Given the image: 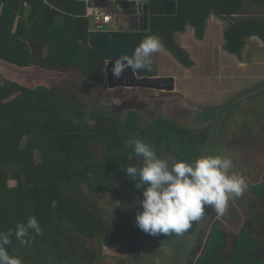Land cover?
I'll list each match as a JSON object with an SVG mask.
<instances>
[{"label": "trees", "instance_id": "1", "mask_svg": "<svg viewBox=\"0 0 264 264\" xmlns=\"http://www.w3.org/2000/svg\"><path fill=\"white\" fill-rule=\"evenodd\" d=\"M4 2L0 15V232L14 230L30 216L43 229L28 244L13 236L7 250L23 264L121 263L122 258L110 261L104 245L126 237L124 224L83 197L84 191L101 194L120 182L143 191L123 169L143 165L134 156V142L152 144L158 157L168 150L189 161L195 154V139L190 135L194 128L165 118L147 125L117 122L90 113L73 93L57 84L53 72L75 66L82 48L88 51L87 67L81 70L86 79L98 87L106 83L105 56L82 44L91 36L84 1ZM258 4L264 7V0H148L147 29L110 32L125 42L134 40L138 46L145 37L155 35L179 62L190 67L194 61L177 42V32L192 26L196 38L202 40L211 15L227 18L224 48L241 55L247 38L258 36L264 41V19L242 16ZM21 6H32L28 17L25 10L19 16ZM118 6L124 14L141 13L136 2L119 0ZM137 73L155 76V60L152 72ZM252 188L262 193L264 201V180ZM219 232L215 230V240L208 243V252L198 264H226L224 234ZM245 236L259 242L247 229L241 231L231 246L228 264H264V246L254 247L245 242Z\"/></svg>", "mask_w": 264, "mask_h": 264}, {"label": "rangeland", "instance_id": "2", "mask_svg": "<svg viewBox=\"0 0 264 264\" xmlns=\"http://www.w3.org/2000/svg\"><path fill=\"white\" fill-rule=\"evenodd\" d=\"M242 16L264 19V7L254 5ZM121 18L118 15L116 19L119 24ZM90 23L92 26V20ZM201 44L198 51L201 62L204 61L202 67H208V74L212 77L197 82L189 79V85L176 81L175 90L109 88L106 83L101 87L95 86L81 71L87 67V59L83 54L75 66L59 68L53 73L57 84L73 93L74 98L85 105L90 113L95 112L117 122L139 121L147 125L163 118L178 121L181 126L194 128L190 135L194 132L193 136L198 144L206 140V132L216 125L208 154L231 157L234 162L233 171L245 177L250 189V185L260 183L264 175V41L249 37L241 55L229 52V56L223 54V50H226L219 44ZM206 48L211 52L208 62ZM159 158L168 160L170 165L182 161L171 152ZM11 183L15 184L16 181L12 180ZM251 191L247 194L250 195L249 198L244 193L242 197L231 201L223 217L217 218L213 211L206 209L205 215L194 222L188 248H185L176 264H193L200 255L197 248L206 241L214 223L219 224L218 220L222 222L221 227L229 237L227 245L223 247L227 257L226 264L234 243L232 239L244 227L259 240L256 243L245 236V242L248 241L254 247H259V243L264 246V219L260 218L264 214V201ZM82 196L95 201L113 214L115 220L124 224V240L116 245L105 244L104 253L111 257V262L122 258L120 264L171 263L175 253L173 247L167 245L168 235H150L136 225V215L142 211L138 201L143 199V195L131 190L128 184L120 182L113 192L94 194L85 190ZM243 198H246V204L243 203ZM218 229L221 230L220 227ZM218 229L216 233L220 235ZM196 245L195 252L192 248Z\"/></svg>", "mask_w": 264, "mask_h": 264}, {"label": "clouds", "instance_id": "3", "mask_svg": "<svg viewBox=\"0 0 264 264\" xmlns=\"http://www.w3.org/2000/svg\"><path fill=\"white\" fill-rule=\"evenodd\" d=\"M161 48L159 37H145L131 57L125 53L114 62L112 75L119 79L129 67L134 74L152 72L154 54ZM133 151L135 157L143 160V165L123 169L136 181V188L143 189V199L138 201L142 211L137 213L135 222L139 229L150 235H183L193 222L205 215L206 209L213 211L217 218L223 217L230 202L242 197L248 189L245 177L233 171L231 157L203 155L191 163L176 161L170 165L168 160L157 156L150 143L136 140ZM128 159H133V155ZM56 203L53 201L52 206ZM42 234L43 229L35 216L28 217L26 223L17 224L14 230L0 232V264H23L7 250L13 236L21 244H28Z\"/></svg>", "mask_w": 264, "mask_h": 264}, {"label": "crops", "instance_id": "4", "mask_svg": "<svg viewBox=\"0 0 264 264\" xmlns=\"http://www.w3.org/2000/svg\"><path fill=\"white\" fill-rule=\"evenodd\" d=\"M126 1L136 2V6L141 9V13L137 15L124 14L118 6L117 14L119 15V17L120 16L122 17L121 18L122 21L120 22V25L122 26L121 28H119V30L120 29L121 30L146 29L145 22L143 19H145V17H148L147 10H146V5H147L148 0H126ZM4 5H5L4 0H0V15L2 13ZM260 5L261 4H258V6ZM20 10L21 12H19V16L25 10L24 14L25 16L28 17L33 9H32V6H25V9H24V6H21ZM89 19L90 21L92 20L91 18ZM226 19L227 18H222L217 15H211L208 19L205 40H199L196 38L195 31L192 26H188L185 32H177L175 35L177 42L189 52L191 59L194 61V65L190 67L183 65L181 62H179L175 58V56L166 47L162 45L161 50L158 53L154 54V57H153L157 64V74L156 75H168V76L173 75L176 81H180L184 85H189L188 83L189 79L190 80L195 79L197 82V81H202V79L207 80L208 77H212V75L210 76L208 74L209 68L207 67V69H203L202 67V63H204V61L201 62L199 51H198V46L202 45L201 42H207V43L219 44L222 49H225L223 48L226 42L224 31L226 29V26L229 25V22H228L229 19L228 20ZM148 27H149V19H148ZM15 28H16V23L14 25V29ZM92 31H94L93 22L91 26V32ZM251 37L259 38L258 36H251ZM82 44L84 47H88V45H86L84 42H82ZM87 53L88 51L85 48H82L81 54L85 55L86 59H87ZM223 54H226L229 56V51L223 50ZM206 56H207L206 61L208 62V59L211 56V52H209L207 48H206ZM210 62L214 63L213 61H210ZM204 71L206 72L203 73ZM211 71L212 69H210V72ZM221 73H223V71Z\"/></svg>", "mask_w": 264, "mask_h": 264}, {"label": "water", "instance_id": "5", "mask_svg": "<svg viewBox=\"0 0 264 264\" xmlns=\"http://www.w3.org/2000/svg\"><path fill=\"white\" fill-rule=\"evenodd\" d=\"M145 28H148V17L143 19ZM84 43L90 47L99 49L106 59V84L109 88L116 87H130L140 89H156V90H175L176 79L168 75H139L134 74L129 67L123 75L117 79L112 75L111 68L114 62L123 54L127 53L130 57L135 48L138 47L136 41L125 42L111 32H96L92 31L91 36L88 37Z\"/></svg>", "mask_w": 264, "mask_h": 264}, {"label": "flooded vegetation", "instance_id": "6", "mask_svg": "<svg viewBox=\"0 0 264 264\" xmlns=\"http://www.w3.org/2000/svg\"><path fill=\"white\" fill-rule=\"evenodd\" d=\"M130 88V87H129ZM138 89H140V88H138ZM174 121V120H173ZM176 122H178V121H176ZM179 124V123H178ZM181 126V125H180ZM216 125L213 127V128H211V131H208V132H206V140H202L199 144L196 142L195 143V145H194V147L192 148V149H194V151H195V154L193 153V158H191L189 161H185L186 159H184V158H180V157H178V158H180V160H182V161H185V162H189V163H191V162H193L195 159H197L198 157H200V156H203V155H209L208 153H209V151H210V149H211V146H212V141H213V138H214V135H215V133H216ZM194 131V130H193ZM194 133V132H193ZM193 133H192V135H191V137L192 138H194L195 139V136H193ZM167 153H168V150H165L164 151V153L163 154H165V155H167ZM162 154V155H163ZM174 156H176V154H173ZM177 157V156H176ZM263 180H264V175H263ZM263 180L260 182V183H257V184H252V185H250V189H249V187H248V189H247V191L245 192L246 193V195L248 194V191L250 190H252L253 191V186L254 185H259V184H261L262 182H263ZM117 186V185H116ZM116 188H113V189H109L108 191H114ZM132 190V189H131ZM134 192H137V191H135V190H133ZM251 191V192H252ZM263 192V191H262ZM137 193H139L140 195H143V191H141V192H137ZM255 193V192H254ZM256 194V196H260L261 198H262V193L261 192H258V193H255ZM249 196L250 195H247V198H249ZM244 199V201H243V203L244 204H246V202H247V200H246V198H243ZM242 199V200H243ZM260 216H262V217H264V214H262V215H260ZM219 221V224L218 225H216V222L214 223V225H213V227L211 228V231H210V234H209V236L206 238V241L205 242H203V244H201L198 248H197V246L198 245H196L194 248H192L195 252H196V248H197V250L200 252V255L198 256V257H196V259L193 261V264H198V262H199V260H200V258L204 255V254H207V252H208V248H209V246H207L208 245V243L209 242H212V241H214L215 239V237H214V233H215V230L218 228V227H220V229L222 230V232H223V234H224V239H225V243L224 244H222V249H223V245H227V243H228V240H229V237H228V235H227V233H226V231L221 227L223 224H222V222L220 221V220H218ZM193 224H194V222H193ZM192 224V227L187 231V232H185L183 235H180V236H176V235H168V237H169V239H167L168 241H169V243L167 244L168 246L170 245V246H172L173 247V250H174V255H173V259L171 258V263L170 264H176L177 263V261L179 260V258H180V256L184 253V250H185V248H188V245H189V243H190V241H189V239H190V236H191V234H192V228L194 227V225ZM229 226H227V228H228ZM244 229H247L248 230V228L247 227H244L243 228V230ZM242 230V231H243ZM241 232V231H240ZM240 232L239 233H237L236 235H238V234H240ZM200 235H201V232H200ZM235 235V236H236ZM235 236L233 237V242H235L234 240H235ZM124 240V239H123ZM122 241V240H121ZM120 241V242H121ZM120 242H118V243H116V244H119ZM107 243H109V244H112V243H110V242H107ZM106 244V243H105ZM115 244V245H116ZM104 247H105V245H104ZM223 251H224V249H223ZM226 259H227V257H226Z\"/></svg>", "mask_w": 264, "mask_h": 264}, {"label": "built area", "instance_id": "7", "mask_svg": "<svg viewBox=\"0 0 264 264\" xmlns=\"http://www.w3.org/2000/svg\"><path fill=\"white\" fill-rule=\"evenodd\" d=\"M86 3V17L91 18L93 30L105 32L119 30L122 25L116 20L118 17L119 0H80Z\"/></svg>", "mask_w": 264, "mask_h": 264}]
</instances>
